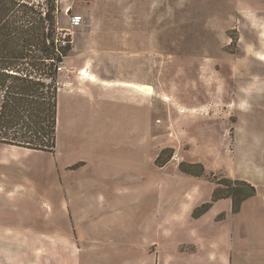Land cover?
Segmentation results:
<instances>
[{
  "label": "rangeland",
  "instance_id": "374dc122",
  "mask_svg": "<svg viewBox=\"0 0 264 264\" xmlns=\"http://www.w3.org/2000/svg\"><path fill=\"white\" fill-rule=\"evenodd\" d=\"M61 5L60 30L70 31L73 48L58 69L59 86L69 89L71 82L96 80L153 88L141 93L124 85L131 97L140 95V109L100 90L84 100L91 109L86 113L74 112L76 105L62 98L55 151L31 152L35 155L28 158L44 165L45 193L56 187L55 153L65 165L87 162L66 170L62 193L72 187L83 195L119 194L129 216L144 205L140 196L148 194L153 179L160 195L169 189L160 181L173 180V205L184 208L182 193L194 180L180 170L182 161L205 167L190 189L200 191L203 199L220 177L236 179L230 175L242 173L243 148L235 156L231 152L237 102L250 113L251 127L260 136L264 132L259 92L264 85V0H61ZM74 15L83 18L77 27H71ZM83 69L88 76L80 74ZM138 115L141 150L133 134ZM100 173L115 181L100 180Z\"/></svg>",
  "mask_w": 264,
  "mask_h": 264
},
{
  "label": "crops",
  "instance_id": "0c3cea01",
  "mask_svg": "<svg viewBox=\"0 0 264 264\" xmlns=\"http://www.w3.org/2000/svg\"><path fill=\"white\" fill-rule=\"evenodd\" d=\"M80 72L89 75L85 69ZM125 84L71 82L69 89L59 86L58 105L66 98L70 105H76L74 112L86 113L91 109L84 100L94 98V91L100 90L112 98L122 96L140 109V95L131 97L124 90ZM259 87L261 94L256 95L260 94L264 102V85ZM236 104L231 152L235 156L243 148L245 161L242 173L230 176L249 182L257 191L236 214L231 199L225 198L200 218H194V208L208 202L212 193L203 199L200 191L191 192L199 181L192 176L194 181L180 199L184 200L183 209L173 205L174 181H160L171 191L169 194L165 189L166 194L160 195L157 180L153 179L148 194L140 196L144 205L133 216L126 215L121 209L125 200L119 194L83 195L72 187L69 193H62L66 170L81 168L87 162L65 165L56 153L52 167L56 187L45 193L44 165L28 161L34 154L31 152L38 150L0 142V264H264V132L260 136L251 127L250 113L242 112L243 105ZM133 131L141 150V115ZM129 165V171H134ZM100 174L102 181H115ZM161 201L164 205L159 208ZM222 213L224 218H218Z\"/></svg>",
  "mask_w": 264,
  "mask_h": 264
},
{
  "label": "trees",
  "instance_id": "16d2710c",
  "mask_svg": "<svg viewBox=\"0 0 264 264\" xmlns=\"http://www.w3.org/2000/svg\"><path fill=\"white\" fill-rule=\"evenodd\" d=\"M61 13V0H0L1 143L45 152L56 149L58 68L73 48L70 31L65 35L60 30ZM167 150L157 157V164ZM179 168L195 177L205 173L202 163L182 161ZM256 192L245 180L220 177L211 199L195 207L192 216L200 218L225 198L231 199L236 214Z\"/></svg>",
  "mask_w": 264,
  "mask_h": 264
},
{
  "label": "built area",
  "instance_id": "2783aa9c",
  "mask_svg": "<svg viewBox=\"0 0 264 264\" xmlns=\"http://www.w3.org/2000/svg\"><path fill=\"white\" fill-rule=\"evenodd\" d=\"M82 22H83L82 16L74 15L71 18V27H77V26L81 25ZM66 34H68V31L65 32V35ZM58 69L60 71L62 69V67L60 66Z\"/></svg>",
  "mask_w": 264,
  "mask_h": 264
},
{
  "label": "bare ground",
  "instance_id": "6f19581e",
  "mask_svg": "<svg viewBox=\"0 0 264 264\" xmlns=\"http://www.w3.org/2000/svg\"><path fill=\"white\" fill-rule=\"evenodd\" d=\"M125 86H130V87L132 86L133 88L139 90L140 92L151 93V92H147L148 90L151 89L149 85H144V84L138 85V84H131L128 82L127 84H125Z\"/></svg>",
  "mask_w": 264,
  "mask_h": 264
}]
</instances>
